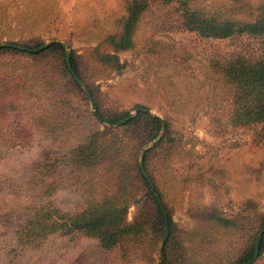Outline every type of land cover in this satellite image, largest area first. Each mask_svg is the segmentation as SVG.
Listing matches in <instances>:
<instances>
[{"label": "rangeland", "instance_id": "obj_1", "mask_svg": "<svg viewBox=\"0 0 264 264\" xmlns=\"http://www.w3.org/2000/svg\"><path fill=\"white\" fill-rule=\"evenodd\" d=\"M128 1L0 0V48L36 52L0 49V84L13 87L0 92V264H264V241L239 262L264 233V139H255L264 125L244 113L229 117L232 86L221 69L225 51L264 53V34L213 38L184 27L181 16L198 10L205 26L213 18L251 22L264 0H156L132 24L131 45L117 46ZM53 42L71 75L61 54L38 52ZM141 113L158 119L154 137ZM117 114L126 115L102 117ZM112 140L123 142L113 147L123 156L108 171L106 159L99 173L71 159L83 143L111 150ZM144 156L163 231L135 179ZM128 165L134 192L121 195L123 218L138 220V233L128 229L110 248L86 230L23 244L19 227L32 209L82 211L89 195L126 184L117 174Z\"/></svg>", "mask_w": 264, "mask_h": 264}, {"label": "trees", "instance_id": "obj_2", "mask_svg": "<svg viewBox=\"0 0 264 264\" xmlns=\"http://www.w3.org/2000/svg\"><path fill=\"white\" fill-rule=\"evenodd\" d=\"M159 1L178 3L179 6L180 4L185 3V0H181V2H176L175 0ZM155 2L156 0L128 1V11L123 21V27L119 41H113L115 44H117V46H119L120 43L121 46H123L124 41H126V45L123 47L131 45L132 41L130 35L132 34V24L135 25L140 13H143L150 4ZM145 5L146 8L144 9ZM140 6H142L141 10H139ZM259 8L261 9V13L254 21L246 22L235 19L226 20V18H213V20L217 21L216 23H213V26L204 25V20L198 17V14L200 16L198 10L187 12V16L185 15L186 13L182 11V24L184 27L195 30V32L199 34L213 35V38L218 39H230L243 34L250 37V34H264V5H260ZM201 22L202 24L200 25ZM263 36L257 37L260 43L262 42ZM22 46L23 48H20L19 46H3L0 49L8 48L23 52L24 54L36 53L27 50V48H31V46ZM63 50V46L59 42H53L45 49L38 52L55 53L58 54V56L61 54L64 69L71 75L70 69L66 65V62L63 58ZM223 54L224 55L222 56H225L226 60L223 62L221 67L222 77L226 81H229L230 85L232 86V111L229 117L233 116L234 114L244 113L247 116L249 122L255 121L256 119L257 123L264 125V53H262V48L260 47L255 49L253 52L246 54V51L240 46L237 47L235 53L233 50H231L229 52L225 51ZM247 59H249L248 62L246 61ZM70 64L73 68L76 66L74 59H70ZM1 80L2 79H0V81ZM12 88L13 87H9L8 84H0V92H4ZM125 115L126 114H117L110 117H102L109 122H115L123 118ZM138 117L139 119H144V117H146L147 121L150 120L152 122L153 132L151 137H154L159 127L157 125V123H159L158 119L145 113H141V115ZM255 139L261 141V139L263 140L264 137H260L256 134ZM122 143L123 142L119 140H112L108 146L109 148H112L111 150H108L107 148L105 150L103 148L99 149V146L94 143H83L72 150L71 159L73 162H75V164L80 166L87 164L88 166H97L98 173L101 170L99 167L100 162L106 159L109 161V165L107 167L108 171L114 166V164L116 166L117 162L122 158V148H113ZM145 161L146 160L144 156L143 166L148 173L149 178L153 182V190L149 185L147 177L140 169L138 158L135 163V179H138V183L141 186L143 185L145 194L152 198V201L156 207V222L158 223L160 231H163L164 216L161 207L162 203H159L158 199L152 194L154 190L156 191L157 186L155 180L147 170ZM132 174L133 173L128 165L127 169L124 170L123 173L117 174L118 181L123 182L127 180V183L117 186L115 189L109 191L106 196L101 197L100 199H91L89 195L87 207L82 211L60 213L56 208V210L53 208L50 209L48 206L32 209L26 214V218L23 219L21 226L19 227L22 231L21 241H23V244H25L26 242H32L33 240H37L39 238H46L48 233L54 232L55 230L64 229L69 231L86 230L91 233L92 236L96 237L104 248L120 245L122 243L121 241L123 240V236L128 235V232L126 233L128 229H132L134 233H138L140 231V224L137 222L138 220L132 224H126L123 218L124 205L122 204L124 199L121 198V195H125L127 192H134V190L132 191L129 180L132 179ZM89 181L91 182V185H93V181L91 179H89ZM90 186L88 185V187ZM160 198L162 199L161 195H159V199ZM49 203L51 204V202ZM51 213L53 214V217ZM60 223L62 227L59 225ZM263 241L264 233L257 239L256 243H252L249 251L240 257L239 262L249 261L252 258L254 251L260 250Z\"/></svg>", "mask_w": 264, "mask_h": 264}, {"label": "water", "instance_id": "obj_3", "mask_svg": "<svg viewBox=\"0 0 264 264\" xmlns=\"http://www.w3.org/2000/svg\"><path fill=\"white\" fill-rule=\"evenodd\" d=\"M2 44H0V46H1ZM141 164V163H140ZM141 169H142V172L145 174V171H144V169H143V167H142V164H141ZM166 233H167V230L165 229V231H164V237H165V235H166Z\"/></svg>", "mask_w": 264, "mask_h": 264}]
</instances>
